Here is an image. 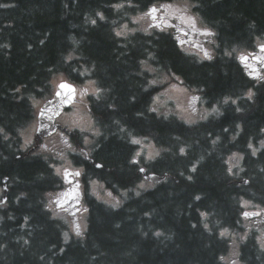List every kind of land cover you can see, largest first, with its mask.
Masks as SVG:
<instances>
[{"label":"trees","instance_id":"obj_1","mask_svg":"<svg viewBox=\"0 0 264 264\" xmlns=\"http://www.w3.org/2000/svg\"><path fill=\"white\" fill-rule=\"evenodd\" d=\"M173 1L177 0H0L14 5L0 7V44L10 45L0 50V128L8 137L0 134V185L3 180L7 185V199L0 205V244L4 245L0 264H227L224 257L231 243L226 234L220 235L222 229L245 233L236 264H264V250L256 237L264 233V211L247 219L241 203L264 207V149L260 148L264 82L250 76L252 70L236 58L241 52L258 51L264 43V0H187L197 25L215 33L196 36L189 46L204 45L213 56L211 61L186 51L176 38L177 27L168 19L147 32L146 26L130 20L155 3ZM117 3L123 7H113ZM95 10L103 11L106 19L93 26L85 22V14L92 16ZM122 23L134 31L116 37L113 29ZM68 55L72 58L66 60ZM141 60L154 71L142 68ZM58 76L86 86L79 103L86 108L94 135L86 143L88 134L78 126L64 127L51 143L36 140L22 149L21 133L34 119V101L41 103L51 96L52 81ZM149 80L156 83L147 85ZM169 85L186 90L187 111L194 123L185 122L188 119L172 99L157 98L153 103ZM94 86L105 90L99 98L93 94ZM249 87L256 93L254 102L243 97ZM17 88L19 93L14 92ZM193 95L199 99L189 107ZM225 95L240 97L237 105L219 103ZM211 104H217L221 115L201 120ZM236 106L243 111L235 112ZM149 107L157 112H149ZM236 122L241 131L232 139ZM129 134L169 151L150 161L141 156L134 166L131 155L140 144H132ZM216 136L220 139L213 145ZM248 142L259 149L255 156ZM184 145L190 147L180 154L178 149ZM232 152L243 155L238 176L226 172V156ZM201 156L204 159L193 172L191 164ZM65 159L83 167L85 190L92 178L121 201L112 208L86 190L81 201L88 209L82 238L71 231L67 215L53 216L44 207L65 188L64 178L52 166ZM139 168L146 171L141 173ZM140 183L143 189L137 187ZM200 212L209 215L202 219ZM245 220L252 226L248 228ZM157 230L162 235H154ZM64 232L69 233L67 243Z\"/></svg>","mask_w":264,"mask_h":264},{"label":"snow or ice","instance_id":"obj_2","mask_svg":"<svg viewBox=\"0 0 264 264\" xmlns=\"http://www.w3.org/2000/svg\"><path fill=\"white\" fill-rule=\"evenodd\" d=\"M130 2V0H129ZM11 6H14V5H11V4H0V7H11ZM113 7L115 8H121L123 7L122 4H115ZM159 8H162V9H165V11L167 12V15H174V12H171V11H167L169 8H171L170 5H160ZM158 8L156 5H151L147 8V11L146 12H143L141 13V15L139 17H135L133 18V23H135L137 20L139 19H142V18H150L152 21H156L157 20V12H158ZM85 22L86 23H89L93 26L97 25L98 21H104L106 19L103 11L101 10H95L93 15L92 16H89L87 13L85 14ZM180 19H182L185 23H187L191 28H193L194 30H197V31H201L204 35L206 36H213L215 35V33L213 32V30L208 27V26H202L201 28L197 29L196 28V24H197V20L195 17L193 16H185L183 13L180 14ZM161 24H167V20L164 19L163 17H160V23H155V24H148V27L143 29V31L147 32L148 31V28H152V27H161ZM114 31V34L116 37H126L127 35V31H134V29H129L127 28L126 25H122L120 26L118 29H113ZM46 35V34H45ZM40 44H44L45 43V40L44 39H41L40 41ZM181 44L184 43L183 40L179 41ZM10 45L8 44H0V50H3V49H7L9 48ZM27 47L29 49L32 48V44L29 43L27 45ZM258 47L264 51V43H261L258 45ZM6 54V53H5ZM228 55H230L231 53H226ZM147 55L149 57H153V53L152 52H148ZM197 56L201 59V60H209L211 61L213 59V56L211 55V52L208 50V49H205L203 48V46H201L200 48V51L197 52ZM71 55H68L67 57H65V59H71ZM154 58V57H153ZM238 59H240L241 61H246L248 59V57H246L245 55L243 54H240L238 56ZM253 59H255V57H253ZM260 60L262 63H264V57H260ZM140 65L142 68H145V67H148V63L146 60H141L140 62ZM250 67V66H249ZM148 71H154V69H151L150 67H148ZM249 75L250 76H253L256 78V80L258 82H264V73H259V72H256L255 70H252L249 72ZM175 79L179 80V77H175ZM93 85H95V82H91ZM156 83L155 80H149L147 82V85H151V84H154ZM52 84H53V87L55 89H64L66 90V92L69 94V97L67 100H65V103H69L71 101V96L74 95L75 93V89L72 87V85H70L69 83H67L63 77H60L57 80H54L52 81ZM147 85H145V87H147ZM261 87H264V84H261ZM87 91V89H81V93L84 94L85 92ZM103 91H105L104 89L100 88V87H93V94L97 95V98H99V95L98 94H101ZM14 92L16 93H19L20 92V89L17 88V89H14ZM57 95H59L60 93L57 92L56 93ZM255 96H256V93L253 91V88L249 87L247 88L246 91L243 92V97H245L248 101H252L254 102V99H255ZM131 99L135 100V97H132ZM199 97L193 95L191 96L190 100H189V107H191V104H192V101H195V100H198ZM240 99V97H237L236 99H233L231 96L229 95H225L223 97V100L220 101L219 103H222V104H232V105H237V101ZM156 100L155 98H153V103H155ZM109 108H114L115 105L113 104H109L108 105ZM148 111L149 112H152V113H156L157 112V108L156 107H149L148 108ZM192 111L195 112V108H192ZM235 112L237 113H240L243 111V108H241L240 106H236L235 109H234ZM138 116H142L143 113H137ZM221 115V112H220V108L217 106V104H211L209 108L205 109L204 111V114L200 116V119L201 120H207L210 116H219ZM186 123H194L193 120L191 119H188V120H185ZM119 123V122H117ZM38 131V129H36ZM121 132L124 131L123 128H120L119 129ZM95 131V130H94ZM225 132L228 131L227 128L224 129ZM233 131H234V135L232 136V139H235L236 138V135H239L240 131H241V124L236 122L234 124V128H233ZM260 132L261 133H264V128H260ZM5 133V130L3 128H0V134H4ZM23 134V133H21ZM98 134V133H96ZM131 139H130V142L134 145H139L141 143V140L138 139L135 135H132V134H129ZM209 136H211V133H209ZM7 135L4 134V139H7ZM177 139H179L177 137ZM220 139L219 136H216L213 140H212V144L215 145L216 142ZM85 142H87V137H85ZM32 143V140L28 137L25 138V141H24V145H22V147H26L28 146L29 144ZM41 147H44V145H41ZM187 147H190L189 145H184V146H180L178 151L180 154H185L186 152V148ZM247 148L248 149H251V155L252 156H255L257 154V151L259 149L257 148H254L253 147V144L251 142H248L247 143ZM260 148L264 149V139H262L260 141ZM161 151H169V149H161V150H152V151H148L143 157H142V160L143 161H150V160H154L155 158L159 157L160 156V152ZM87 155V154H85ZM141 157V153L139 151L133 153L131 155V163L135 166L137 163H139L140 161L138 160V158ZM204 157L201 156L199 157L195 162H193L191 164V169L192 171H196L197 169V164L200 162V160H203ZM243 159V155L241 153H237V152H232L231 155L228 157V160L225 161V164H227V168H226V172L228 175L230 176H238L240 174V172L243 170L240 165H241V161ZM103 165L102 164H97L96 167L97 168H101ZM57 175H60L61 174V169H57ZM139 172L143 173L146 171L145 168H139L138 169ZM262 171H264V169H262ZM63 174L66 176L68 174V170L65 168L63 169ZM76 176H80L81 173L79 170H77L75 173H74ZM5 179H7V177H5ZM187 179L191 180L192 179V176L189 175L187 177ZM244 183H248L247 180L244 181ZM151 186V185H149ZM139 189H143L145 187L144 183H140L138 186H137ZM135 194L137 196L140 195V191H135ZM21 196L24 195V193H20ZM109 196H111V193H109ZM99 198V197H98ZM7 199V197H5L4 199H0V205H3L5 203V200ZM17 199H19V197H17ZM59 198H57L58 200ZM195 199L199 200L200 197L199 196H196ZM106 203H109L110 206L112 208H118L120 206V203L121 201L120 200H116L115 198H113L112 200H109V201H105ZM241 203L247 205L250 203V201H241ZM53 205V200L50 198L48 203L44 205L45 208H48L51 212H52V215L53 216H56L58 215V213L54 210V208L52 207ZM57 207H59V203L56 204ZM83 211L84 212H87L88 209L87 208H83ZM264 211V210H262ZM244 216H250V215H256L258 213H250V212H243L242 213ZM145 216L149 215V213H144ZM200 217L203 219V218H206L209 213L207 212H200L199 213ZM29 218L27 216L24 217V220L27 221ZM193 227H195L196 225H192ZM21 227H23V225H21ZM86 227L87 225L86 224H83V223H73L72 225V231L75 233V235L77 237H83L84 236V232L86 230ZM203 227L205 230H209V225L207 223H204L203 224ZM227 232L226 229H222L221 230V233L220 235L223 236L225 235ZM154 235L156 236H160L162 235V233L157 230ZM63 238H64V242L67 243L70 239L69 237V233L68 232H64L63 233ZM241 240L244 239L243 236L240 237ZM25 244L29 243V241L25 240L24 241ZM4 247V245L0 244V248ZM262 247H264V245H262ZM59 251L63 252L64 251V248H60ZM41 260H43V257H40ZM221 259H223V257H221ZM232 264H236L235 261H232Z\"/></svg>","mask_w":264,"mask_h":264},{"label":"rangeland","instance_id":"obj_3","mask_svg":"<svg viewBox=\"0 0 264 264\" xmlns=\"http://www.w3.org/2000/svg\"><path fill=\"white\" fill-rule=\"evenodd\" d=\"M187 0H177V1H173V2H166V3H155L153 5H156L157 8L159 9L157 12V20H160V17H163L164 19H169L175 26H178L179 28L176 29V38L181 41L183 40L184 43L181 44V46L183 47L184 45H188V44H192L195 42L196 40V36L198 37H208L206 35H204L201 31H197L194 30L191 27L185 23L182 19H180V14L183 13L185 16H193L196 18V16L192 13L191 11V6L190 4L187 3ZM160 5H170L171 8H169L167 11H171L174 12V15H167V12L165 11V9L159 8ZM147 11V10H146ZM144 11V12H146ZM141 13L143 12H137L134 14V16H132L130 18V20L133 22V18L135 17H139L141 15ZM197 20V18H196ZM142 24L146 27H148V24H154V21H152L150 18H142L139 19L135 22V24ZM198 24V23H197ZM196 24V28L199 29L201 28L200 25ZM124 25V23H122L121 25L118 26V28L120 26ZM182 34H185V36L187 38H184ZM195 35V36H193ZM201 43V41L198 39L197 44ZM201 48V47H200ZM203 48H205V46L203 45ZM200 49H189L188 52L189 53H193V52H199ZM240 54L243 55H248V52H241L238 53L237 55V59L238 56ZM264 55V54H263ZM259 73H262V71H260ZM62 77V76H58L55 78V80L58 81V79ZM64 78V77H63ZM64 80L68 81L66 78H64ZM158 95L155 97V99L159 98L161 99L163 102L172 99L176 105V108L178 109V111L180 112V114L182 116H184V118L189 119V114L190 111H187V92L185 89H183L181 86L179 85H169L166 86V88L157 93ZM40 103H38V101H34V106H35V111L37 109V106H39ZM76 105V104H75ZM74 106V105H73ZM81 105H76L75 108H78L72 112H68L66 110H64V112L59 115V117L57 118L58 121H56L57 123L62 124L63 127L69 129V130H73V129H77L76 126L79 127V130L84 131L85 134H88L87 136V142L89 143L92 138V136L94 135L93 129L94 126L92 125V121L89 117V115L87 116L85 112L86 108L85 107H81ZM35 120H33V122L31 123V125L26 129L22 131V145H24V141L25 138L28 137L32 140V143L29 144L26 147H21L22 149H26L27 147H29L30 145L33 144V137H34V131H35V126H36V122L34 124ZM35 125L33 128L31 127L32 125ZM74 126V127H72ZM55 131H52L51 133H49L46 136H43V140L47 143H51L52 139H55ZM84 137V138H85ZM58 139V137H57ZM152 150H158L155 148V146L150 143V142H144L141 141L140 145L137 147V151H139L141 153V156L143 157L148 151H152ZM231 154L226 156V161L228 160V157ZM53 170L54 172L57 174V169H61V174L59 176H61L63 178L64 174H63V169H67L68 170V176H70L72 178V181H66L65 182V188H71L72 184L74 182H78L79 185L76 187V190L74 192L75 197L73 199H68V197H66L65 200H56L55 202L53 201V205L52 207L54 208V210L57 213H62L67 215L69 221H70V227H71V231H72V225L73 223H86V212L83 211V206L81 205H72L74 202H77V197L76 194L77 193H84L86 190L88 191L89 194H91L94 198L98 199L99 201H102L103 203H106L105 201H109L112 200L113 198H115L114 196H109V192H107L103 185H99L95 182H93L92 184H90L91 182V178L88 179L89 183L87 184V189L85 190V187L82 183V175L76 177L75 176V172L77 170L80 171V173L82 174L83 169L80 166L74 165L70 159H65L63 162L59 163V164H53ZM57 198L60 199V196H55ZM99 197V198H98ZM59 203V207L56 206V204ZM109 204V203H106ZM243 208L245 211H259L261 210V208L254 204V203H249L247 205L243 204ZM247 219H249V217H247ZM254 222V221H253ZM256 225L259 224L260 220L257 219ZM255 223V222H254ZM244 224L249 228L250 226H252V224L249 222V220H245ZM245 233L241 234V235H236L234 233H226V236L229 237L230 239V243H231V250L230 252L224 257V261L227 264H232V261H235L236 263H238V247L239 244L241 242L240 237L243 236ZM264 233H258L256 235L257 239H258V243L259 246L264 250V247H262V245H264V237H263Z\"/></svg>","mask_w":264,"mask_h":264},{"label":"water","instance_id":"obj_4","mask_svg":"<svg viewBox=\"0 0 264 264\" xmlns=\"http://www.w3.org/2000/svg\"><path fill=\"white\" fill-rule=\"evenodd\" d=\"M69 84L72 85L71 83ZM72 87L75 89L74 85H72ZM57 92H59L60 94L57 95L56 94ZM68 97H69V94L66 92V90L54 89L52 96L41 104V106L39 107L37 111L36 129H38V131L36 130V133H35L36 136H46L52 131H54L55 129L61 128L59 124L55 123V119L64 110H67L72 104L77 102L76 89H75L74 95L71 96V101L69 103H65V100H67ZM147 177L151 180H156V178L153 175H147ZM244 181L245 179L242 180L243 183ZM4 192H5V189H4Z\"/></svg>","mask_w":264,"mask_h":264},{"label":"flooded vegetation","instance_id":"obj_5","mask_svg":"<svg viewBox=\"0 0 264 264\" xmlns=\"http://www.w3.org/2000/svg\"><path fill=\"white\" fill-rule=\"evenodd\" d=\"M259 64H260V66H254V67H251V70H259L260 67H263V66H264V63H262V62H260ZM75 176H76V175H75ZM76 177H78V176H76ZM70 179H71V178L69 177V180H70ZM78 185H79L78 182H76V183L73 184L72 188H71L70 191H69L68 199H73V198H74V190H75V186H78ZM256 213H257V212H256ZM258 214H259V212H258ZM258 214H256V216H257Z\"/></svg>","mask_w":264,"mask_h":264}]
</instances>
